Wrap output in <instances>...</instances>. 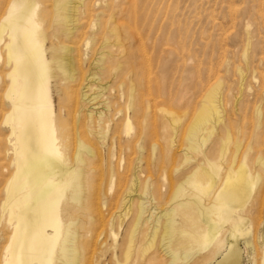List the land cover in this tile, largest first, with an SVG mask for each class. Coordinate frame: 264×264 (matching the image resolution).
<instances>
[{"label":"bare ground","instance_id":"bare-ground-1","mask_svg":"<svg viewBox=\"0 0 264 264\" xmlns=\"http://www.w3.org/2000/svg\"><path fill=\"white\" fill-rule=\"evenodd\" d=\"M47 1L49 4L46 0H0V173L6 177L0 191V229L3 227L2 232L5 230L0 237L4 242L1 264H81L83 260L81 245L76 244L74 231L77 214L80 215L76 214L77 205L76 208L74 205L80 201L83 191L79 182L81 172L74 160L64 157V152L72 146V142H76L67 133L68 117L73 119L70 114L73 112L68 111L67 96L71 95L70 89L72 87L73 90L78 79V67L82 66L80 51H75L77 48L73 45L75 41L78 44L76 39L83 34L81 9L86 0H78L77 3L74 0ZM95 17L96 26L103 36L98 69L104 73L108 64L115 66L119 75L131 74L130 90L126 88L125 94L129 99V110L137 117L144 103V99L139 101L133 92L137 85L133 79L137 69L133 66L134 70H130L123 62L114 59L115 54L129 52L130 49L128 57L133 62L140 57L145 60L142 51V56L137 53L140 49L144 51V39H139L138 33L133 31L135 29L131 31L128 25L126 27L118 22L116 15H113L111 23L106 21L107 17L104 20L102 14ZM247 32L244 52L248 64L253 39L250 38L249 27ZM67 42L72 45H66ZM95 45L97 48V43ZM239 72L244 77L243 71ZM147 73L144 72V75ZM123 81L125 83V76ZM86 94L82 96V103L87 105L96 100ZM222 94L223 82L219 80L208 92L191 127L188 150L199 154V164L182 182L170 183L174 188L169 199L171 207L157 216L156 228L140 241V226L146 220L147 208L144 202L139 201L134 208L133 200H130L125 208V217L131 215L125 236L119 242L115 239L108 248L104 246L105 252L108 250L111 255L108 262L102 264H243L238 237L251 233L250 209L254 203L250 201L254 183L245 163H236L237 167L220 174L225 147L218 148L216 145L207 148L217 126L223 123ZM75 104L78 105L79 100ZM173 118L177 119V116L173 115ZM130 123L131 118L127 120V125ZM80 129L78 132H81ZM160 163L155 164L158 166ZM139 171L138 174L135 171L131 191L148 194L156 182L162 183L160 178L172 181L171 175H163L158 176L155 183L150 180L142 182L140 176L145 172ZM187 191L189 198L178 201ZM252 245L249 240L245 242L247 248H253ZM157 251H162L164 255L160 257ZM100 261L97 260V264H101Z\"/></svg>","mask_w":264,"mask_h":264},{"label":"rangeland","instance_id":"rangeland-1","mask_svg":"<svg viewBox=\"0 0 264 264\" xmlns=\"http://www.w3.org/2000/svg\"><path fill=\"white\" fill-rule=\"evenodd\" d=\"M81 11V32L84 35H78V44L74 43L77 47L73 45L77 48L75 51H80L82 59V66L78 65L77 81L81 80L74 83L78 87L72 84L71 95L67 96L68 111L73 112H69L73 119L68 117L67 133L76 142L64 150V157L74 160L81 172L79 182L84 196L81 194L80 201L74 205L78 208L76 214L80 213L76 215L74 231L76 244L81 245V264H97V260H101V264L108 262L111 252H105L104 246L108 248L115 239L119 242L125 236L131 217H125V208L130 200H133L134 208L138 201L144 202L147 208L139 240L156 228L157 216L164 214L172 205L169 199L174 188L170 183L182 182L199 164V154L188 150V135L208 92L219 80L223 82V123L217 126L207 148L216 145L218 148L225 147L219 169L222 175L233 166L237 167L236 163L247 165L255 187L250 201L254 203L250 209L252 228L249 235L238 237V244L243 251V264H264V0H86ZM100 14L104 20L107 17L109 23L116 15L118 22L126 27L128 25L131 31L135 29L133 31L138 33L139 39H144V51L139 48V40L137 46L140 50L137 53L141 56L143 53L145 60L140 57L133 62L128 57L130 49L127 54H115L114 59L123 62L130 70H134L133 66L137 69L133 78L137 85L133 92L139 101L144 99L137 117L129 110V99L125 94L127 89L130 90L132 79L129 71V75L124 74V83V76L118 74L115 66L107 64L104 73L98 69L103 36L96 26L95 16ZM248 27L253 46L247 64L244 51L247 48ZM66 45L72 44L67 42ZM137 46L132 49L137 50ZM129 60L133 63L130 64ZM144 70L152 73L149 75ZM239 71H243L244 77ZM147 80H151L150 84ZM84 94L96 100L86 105L81 101ZM76 99L79 100L78 105L75 104ZM90 115L92 117L89 118ZM129 118L131 123L128 126ZM80 120L84 121L80 123ZM79 129L85 132L82 134ZM155 163L160 164L156 166ZM135 171L137 174L138 171L145 172L140 176L142 182L150 180L155 183L158 176L163 175H171L172 181L160 178L162 183L156 182L148 194L131 191ZM5 179L0 173V191ZM187 198L188 191L178 201ZM2 229L0 237L5 233ZM247 240L253 243V248L245 246ZM0 244L2 261L4 242L0 240ZM157 253L160 257L164 255L162 251Z\"/></svg>","mask_w":264,"mask_h":264}]
</instances>
